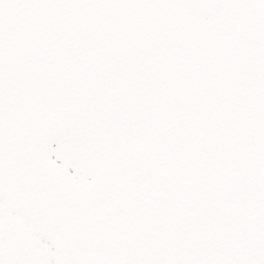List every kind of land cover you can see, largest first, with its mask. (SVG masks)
I'll return each mask as SVG.
<instances>
[{
  "label": "snow or ice",
  "instance_id": "snow-or-ice-1",
  "mask_svg": "<svg viewBox=\"0 0 264 264\" xmlns=\"http://www.w3.org/2000/svg\"><path fill=\"white\" fill-rule=\"evenodd\" d=\"M0 264H264V0H0Z\"/></svg>",
  "mask_w": 264,
  "mask_h": 264
}]
</instances>
